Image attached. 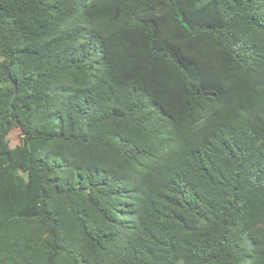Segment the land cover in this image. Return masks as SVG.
Here are the masks:
<instances>
[{
	"label": "trees",
	"instance_id": "16d2710c",
	"mask_svg": "<svg viewBox=\"0 0 264 264\" xmlns=\"http://www.w3.org/2000/svg\"><path fill=\"white\" fill-rule=\"evenodd\" d=\"M0 264H264V0H0Z\"/></svg>",
	"mask_w": 264,
	"mask_h": 264
},
{
	"label": "rangeland",
	"instance_id": "374dc122",
	"mask_svg": "<svg viewBox=\"0 0 264 264\" xmlns=\"http://www.w3.org/2000/svg\"><path fill=\"white\" fill-rule=\"evenodd\" d=\"M6 149L10 152L17 151L21 146V133L17 127H13L5 141Z\"/></svg>",
	"mask_w": 264,
	"mask_h": 264
},
{
	"label": "water",
	"instance_id": "95a60500",
	"mask_svg": "<svg viewBox=\"0 0 264 264\" xmlns=\"http://www.w3.org/2000/svg\"><path fill=\"white\" fill-rule=\"evenodd\" d=\"M6 75L9 76V69L7 68L5 71Z\"/></svg>",
	"mask_w": 264,
	"mask_h": 264
}]
</instances>
